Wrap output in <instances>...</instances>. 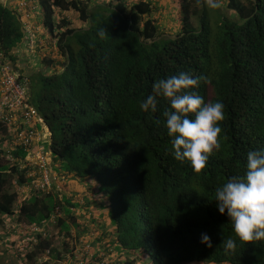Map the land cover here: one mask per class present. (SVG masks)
Returning a JSON list of instances; mask_svg holds the SVG:
<instances>
[{
  "label": "trees",
  "instance_id": "1",
  "mask_svg": "<svg viewBox=\"0 0 264 264\" xmlns=\"http://www.w3.org/2000/svg\"><path fill=\"white\" fill-rule=\"evenodd\" d=\"M26 1L0 4V50L19 71L15 49L31 40L30 14L37 65L18 79L51 129L57 180L23 198L18 186L32 178L4 159L25 152L7 150L0 122V243L13 263L27 238L20 264H42L45 252L44 264H264V241L242 243L214 201L217 187L245 174L247 153L264 150V0H179V30L168 37L152 0ZM68 10L87 25H72ZM181 72L206 77L193 91L224 104L220 146L200 174L172 155L168 103L140 108L155 81ZM56 208L46 232L19 226H42ZM228 238L236 247L226 251Z\"/></svg>",
  "mask_w": 264,
  "mask_h": 264
},
{
  "label": "clouds",
  "instance_id": "2",
  "mask_svg": "<svg viewBox=\"0 0 264 264\" xmlns=\"http://www.w3.org/2000/svg\"><path fill=\"white\" fill-rule=\"evenodd\" d=\"M0 4L10 6L5 0H1ZM206 5L209 8L220 7L217 0H206ZM35 36L33 30L31 33L28 32V38L34 39ZM24 44L15 49L18 68L17 54L21 49L19 47H25L31 52V56L36 50L35 39L33 48L30 47L29 42ZM19 71L16 70L18 75H20ZM201 80L206 81V77H193L186 72L171 75L166 79L161 78L153 83L152 94L140 104L142 111L156 112L158 98L168 103L169 107L163 115L167 135L171 138L172 155L181 163L188 162L194 174L202 172L210 154L214 149L219 148V138L222 133L220 125L224 119L222 101L206 103L201 95L193 91ZM156 123L159 124V121ZM0 140L5 141L3 138ZM214 201L219 213L227 216L235 236L242 243L264 241V150L247 153L245 174L229 178L217 187ZM210 239L206 233L201 236V242L208 244L209 247H211ZM222 243L226 251L236 247V242L232 238L223 239ZM141 263L145 264L143 261ZM190 263L192 262L186 264ZM75 264L79 263L75 262Z\"/></svg>",
  "mask_w": 264,
  "mask_h": 264
},
{
  "label": "built area",
  "instance_id": "3",
  "mask_svg": "<svg viewBox=\"0 0 264 264\" xmlns=\"http://www.w3.org/2000/svg\"><path fill=\"white\" fill-rule=\"evenodd\" d=\"M9 3V0H5ZM26 0H18V6H25ZM30 14H26L28 19L29 32H32L33 22L29 20ZM26 19V20H27ZM31 48L34 46V39L29 41ZM19 75L14 69L4 51L0 50V122L7 128L9 146L7 150H14L20 147L25 155L17 158L10 151L7 155L8 161L24 170L31 177L30 185H20V194L29 197L32 189L50 191L57 180L53 168V154L50 149L51 130L44 119L39 116L38 110L27 102L26 89L19 81ZM41 126L38 127L37 125ZM59 188V185H57ZM54 216L40 225H19L25 227L28 232L38 234L46 232V226L55 216L60 215V209L56 208ZM27 238L22 240L20 248L27 250Z\"/></svg>",
  "mask_w": 264,
  "mask_h": 264
},
{
  "label": "rangeland",
  "instance_id": "4",
  "mask_svg": "<svg viewBox=\"0 0 264 264\" xmlns=\"http://www.w3.org/2000/svg\"><path fill=\"white\" fill-rule=\"evenodd\" d=\"M152 1L158 7L156 12L153 14V19L159 25V29H160L159 34H161L164 37H168L169 35H173V36L176 35V33L179 30V24H178V11L180 10L179 0H152ZM218 1L222 2L223 0H218ZM223 5H224V7H226V2H223ZM222 12H226V14H228V16H230V17H233V18L236 17V12L230 10L227 7ZM63 13L68 16V18L71 20L70 22L72 25H74L76 27H79V26L81 27V26L87 25L84 21H82L80 19L79 13L76 11L68 10V11L63 12ZM211 13H213V12L211 11ZM19 48H21V49H19V52L17 54V56L19 58L18 59V61H19L18 66H19V68H21V70L26 71V75L28 77H29V74H31L30 76H32V73H33L32 69H34V67L33 68L29 67V64L32 63L33 61H34L33 65H37V63L35 62V60H32L31 52H29L25 47H19ZM29 71H30V73H28ZM4 160L8 161L7 158H5ZM24 198H25V196H24ZM107 219H108L107 216H105L102 219V222H100V224H104V223L106 224ZM100 224H98V225L100 226ZM0 252L3 253V255H4V253L6 254V256H4V260H5L4 264H6V262L7 263L11 262V264H16V263L20 264L18 258H24V253H25V251L22 250L21 252L23 254L18 253L17 256H14L15 263H13V260L10 257H8L10 254H7L6 252H4V245L2 243H0ZM38 258H39L38 261L41 262L42 264H44L43 261L49 259V256H47V253L45 252L44 254L39 255ZM53 264H60V259H53ZM136 264H143V263L138 262ZM190 264H207V263L192 262Z\"/></svg>",
  "mask_w": 264,
  "mask_h": 264
},
{
  "label": "crops",
  "instance_id": "5",
  "mask_svg": "<svg viewBox=\"0 0 264 264\" xmlns=\"http://www.w3.org/2000/svg\"><path fill=\"white\" fill-rule=\"evenodd\" d=\"M24 50H25V49H24ZM16 52H17V51H15V53H16ZM21 53H22V52H21ZM21 53H20V54H21ZM101 220H102V219H101ZM137 263H138V262H137Z\"/></svg>",
  "mask_w": 264,
  "mask_h": 264
}]
</instances>
